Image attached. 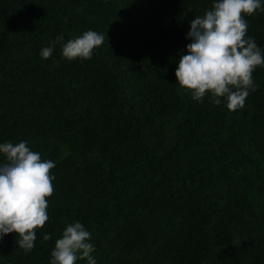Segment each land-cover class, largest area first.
Listing matches in <instances>:
<instances>
[{
	"label": "trees",
	"instance_id": "trees-1",
	"mask_svg": "<svg viewBox=\"0 0 264 264\" xmlns=\"http://www.w3.org/2000/svg\"><path fill=\"white\" fill-rule=\"evenodd\" d=\"M213 3L0 0V143L56 164L34 248L8 234L0 264H50L77 221L97 264H264V67L236 111L194 100L175 76ZM245 19L264 51V12ZM88 30L105 37L91 59L59 43L41 57Z\"/></svg>",
	"mask_w": 264,
	"mask_h": 264
},
{
	"label": "clouds",
	"instance_id": "clouds-1",
	"mask_svg": "<svg viewBox=\"0 0 264 264\" xmlns=\"http://www.w3.org/2000/svg\"><path fill=\"white\" fill-rule=\"evenodd\" d=\"M264 12V0H214L203 16L191 21L187 54L181 52L175 71L180 88L203 102L211 95L213 103L223 100L228 110L243 108L250 91L255 90L253 74L264 67V51L254 38L248 37L246 16ZM104 34L88 30L64 42L60 35L52 46L41 50L43 59L52 56L55 44H61L62 56L68 60L91 59L94 49L103 45ZM0 242L11 233L15 243L30 252L37 230L49 220L48 199L54 193L55 162L42 159L26 141L0 143ZM43 239H51L44 234ZM91 233L79 221L66 226L51 252L50 264H97Z\"/></svg>",
	"mask_w": 264,
	"mask_h": 264
}]
</instances>
